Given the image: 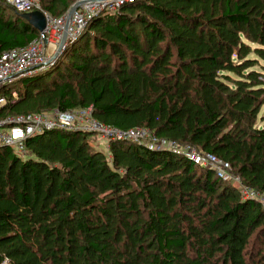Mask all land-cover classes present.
Returning a JSON list of instances; mask_svg holds the SVG:
<instances>
[{
	"label": "trees",
	"instance_id": "trees-1",
	"mask_svg": "<svg viewBox=\"0 0 264 264\" xmlns=\"http://www.w3.org/2000/svg\"><path fill=\"white\" fill-rule=\"evenodd\" d=\"M40 2L54 18L71 5ZM82 34L5 92L0 121L92 108L229 162L264 194V0H137ZM38 35L0 0V53ZM92 136L45 131L25 158L0 147V264H261L260 203L179 154L115 139L94 151Z\"/></svg>",
	"mask_w": 264,
	"mask_h": 264
},
{
	"label": "built area",
	"instance_id": "built-area-1",
	"mask_svg": "<svg viewBox=\"0 0 264 264\" xmlns=\"http://www.w3.org/2000/svg\"><path fill=\"white\" fill-rule=\"evenodd\" d=\"M4 1L13 6L19 14L43 13L47 25L27 47L0 53V110L7 104L4 95L6 91L22 79L48 71L57 62L56 57L60 52L75 43L93 20L117 13L124 5L137 0H76L71 8L75 10L72 13L71 10L67 11L59 18H54L46 12L40 0ZM56 129L100 134L107 144L111 139L129 140L153 151L179 154L202 168L212 170L216 177L224 182H232L241 193L242 199L260 203L264 209V194L243 185L240 177L233 175L229 162H223L210 153L202 154L193 146L159 140L146 128L123 132L106 127L93 116L92 108L8 117L0 121V147H8L21 158H25L28 155L25 143L30 137Z\"/></svg>",
	"mask_w": 264,
	"mask_h": 264
},
{
	"label": "rangeland",
	"instance_id": "rangeland-1",
	"mask_svg": "<svg viewBox=\"0 0 264 264\" xmlns=\"http://www.w3.org/2000/svg\"><path fill=\"white\" fill-rule=\"evenodd\" d=\"M68 2H71V7L68 9V11L71 10V8L75 5L76 0H67ZM60 12V14H65L67 13V11ZM59 14V15H60ZM87 33V32H86ZM261 65H264V63H261L260 65L256 66L257 69H261ZM233 77V75H232ZM262 115H264V107L262 109ZM261 115V116H262ZM258 125H263V122H258ZM89 146L90 148H92V150H98V151H103L105 153H107V141L100 135V134H94L90 139H89ZM214 178L216 180H218V178L216 176H214ZM258 242V241H257ZM252 247V246H251ZM253 252L254 257L258 260L257 256L259 255V257L263 258V260L261 261V264H264V239H260V241L254 245V249H251ZM261 253V255H260Z\"/></svg>",
	"mask_w": 264,
	"mask_h": 264
},
{
	"label": "water",
	"instance_id": "water-1",
	"mask_svg": "<svg viewBox=\"0 0 264 264\" xmlns=\"http://www.w3.org/2000/svg\"><path fill=\"white\" fill-rule=\"evenodd\" d=\"M75 10V8L71 9V13ZM23 20H27L39 33L43 32L47 25V19L45 15L41 12H32L26 14H20ZM65 52V49L60 52V54L56 57L57 59Z\"/></svg>",
	"mask_w": 264,
	"mask_h": 264
},
{
	"label": "crops",
	"instance_id": "crops-1",
	"mask_svg": "<svg viewBox=\"0 0 264 264\" xmlns=\"http://www.w3.org/2000/svg\"><path fill=\"white\" fill-rule=\"evenodd\" d=\"M70 7H71V5H70ZM70 7H69V8H70ZM62 9H63V8H62V7H60V8H59V11H62ZM106 148H107V147H106ZM107 149H108V148H107ZM107 152H108V150H107Z\"/></svg>",
	"mask_w": 264,
	"mask_h": 264
}]
</instances>
